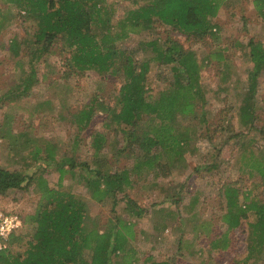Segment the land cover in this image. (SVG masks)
Returning a JSON list of instances; mask_svg holds the SVG:
<instances>
[{"label": "rangeland", "instance_id": "1", "mask_svg": "<svg viewBox=\"0 0 264 264\" xmlns=\"http://www.w3.org/2000/svg\"><path fill=\"white\" fill-rule=\"evenodd\" d=\"M133 2L114 0L115 24L126 9L135 7ZM221 9L214 18L221 26L217 39L209 36L202 40L189 38L161 23H156L152 30L117 38V45L137 60L154 55L140 49L142 41L157 37L164 40L171 36L186 49H193L200 62L204 61L201 83L207 103L197 108L199 116L187 115L178 127L190 135V140L184 144L189 150L180 156L177 149L172 150V145H157L153 149L154 153L160 154L156 167L149 168L140 177L135 176L134 186L119 196L135 200L144 209L142 217L128 215L127 199L119 201L115 208L93 200L87 187L80 182L81 166L77 164L72 170L68 163L65 164L61 183L84 198L85 214L95 220L97 228L105 229L118 216L134 224L130 244L134 256L132 264H145L144 258L148 254L174 264H251L254 261L264 264V249L256 258L254 252L249 254L248 227L243 231L238 227L230 228L226 218L230 203L235 207L243 204L244 223L250 221L255 212L249 211L251 199L257 198L264 203V69L257 78L253 125L241 123V99L234 95L235 91L248 90L251 83L249 69L253 67L240 44L246 45L250 38L264 43V19L251 0H228ZM38 20L37 16L27 13L25 6L0 0L3 25L0 29V167L31 175L37 173L52 187H57L60 183L57 166L33 159L32 141L40 142L42 148L53 147L57 161L73 158L77 163L88 162L95 167L94 144L101 137L111 169H123L135 163L137 157L142 156L138 147L127 146L119 152L126 147L123 135L115 126L105 125L107 114L100 106L103 103L106 107L120 109L117 101L122 84L120 76L106 77L94 68L81 70L72 62V52L63 48L62 40L50 46L37 43ZM101 26V23L94 26L93 31L100 34ZM15 38L23 44L18 56L9 50ZM40 47L45 48L46 53L40 55L37 52ZM216 48L224 51L226 58L213 57L207 63L205 58ZM33 55L36 81L27 93H23L24 86L20 81L31 72ZM173 80L169 65L152 62L147 77L148 95L156 97ZM237 80L239 86L236 88L231 86L226 92L219 91L221 85ZM80 111H93V114L87 122L75 123V116ZM150 118L148 115L142 117L140 132L153 131L161 125L159 120L151 122ZM240 132L243 134L239 135ZM26 139H31L29 145L25 143ZM73 172L77 173L75 177ZM38 202L39 194L33 183L28 190L0 195V210L17 213L24 221ZM227 217L231 219L233 215ZM165 218L171 223L158 234L160 227L156 229L155 225L162 224ZM31 228L23 223L17 234L23 237L26 229ZM26 237L17 243L18 247L26 246ZM201 248H205L204 258L199 254ZM189 251H193L194 256H189ZM247 255L253 258L246 261Z\"/></svg>", "mask_w": 264, "mask_h": 264}, {"label": "trees", "instance_id": "2", "mask_svg": "<svg viewBox=\"0 0 264 264\" xmlns=\"http://www.w3.org/2000/svg\"><path fill=\"white\" fill-rule=\"evenodd\" d=\"M11 1L18 7L25 6L30 16L38 17L35 33L37 43L43 42L50 46L53 42L62 40L63 48L72 52L71 60L81 70L94 68L106 77L120 76L122 84L117 97L120 109L100 103L107 114L105 125L115 126L121 131L126 147L120 153L127 146H136L140 155L146 159L142 160L140 156L135 163L123 169H111L108 158L104 155V141L100 135V140L98 138V142L95 141L94 144L95 167H91L88 162L77 163L73 158L57 161L53 147L42 148L40 142L32 141L33 159L56 165L60 172V183L57 187H52L37 173L31 175L22 170L0 167V195L21 189L28 190L33 183L35 192L39 194L36 208L23 221L29 227L32 226L24 234L25 237L28 235L26 246L18 247L17 243L24 236L21 237L17 232L12 233L8 246L0 250V264H122V261L125 264L126 260L128 264H132L134 256L130 244L134 224L131 220H122L118 216L105 229L97 228L95 220L85 214L84 198L63 187L61 182L66 172L65 164L68 163L72 170L77 164L81 166L78 173L80 182L87 187L93 200L115 208L119 201L127 199L125 209L128 215L138 218L144 215V209L135 200L119 196L128 187L134 186L135 176L140 177L149 168L156 167L160 154L154 153L153 149L157 145H172V150L177 149L176 153L180 156L189 150L184 144L190 140V135L180 131L178 127L187 115L199 116L197 108L204 107L207 103L201 83V67L204 61L200 62L193 49H186L171 36L164 40L157 37L151 41H142L140 49L146 53L153 52L154 55L137 60L132 53L117 45V38L152 30L156 23H161L189 38L202 40L209 36L217 39L221 26L214 18H217L228 0H148L144 3L134 0L135 7L126 9L116 24L113 21L116 11L114 0ZM251 3L264 19V0H251ZM101 12H104L103 15ZM1 21L0 29L3 26ZM99 23L102 24L100 34H96L93 31L94 26ZM240 46L253 67L249 69L251 83L248 90L235 91L234 95L241 99V123L253 125L256 119L254 96L257 78L264 69V43L250 38L246 45L241 43ZM22 48L23 44L17 38L9 45L14 56L21 54ZM37 52L41 55L46 53V49L40 47ZM223 52L216 48L205 60L207 63L213 57L224 60L226 57ZM34 58L35 55L30 60L33 67L31 72L20 81V85L24 86L23 93H27L36 81ZM152 62L169 65L174 77L170 86L153 98L148 95L147 89V77ZM231 86H239V80L221 85L219 91L226 92ZM49 102L46 101L47 104ZM91 113L93 111H80L74 122H87ZM146 115L151 117V122L157 119L161 125L156 126L153 131L145 129L140 132L139 122ZM241 134L243 133L240 132L239 135ZM29 140L31 139H26L27 145L30 144ZM76 174L73 172L72 176L75 177ZM242 206L243 204L235 207L230 203L226 218L230 228L238 227L243 231V228L248 227L249 254L254 252L256 258L264 249V203L257 198L251 199L248 210L255 212L247 223L243 221L245 210H242ZM154 212L157 214V211ZM230 214L233 215L231 219L227 217ZM170 223L165 218L162 224H156V229L160 227L158 234L165 231ZM194 254L189 251V256ZM199 254L204 258L205 248H201ZM121 258L123 260L119 261ZM251 258L253 256L247 255L246 261ZM254 262L251 264H256ZM144 263L174 264L170 260H157L151 254L145 256Z\"/></svg>", "mask_w": 264, "mask_h": 264}, {"label": "built area", "instance_id": "3", "mask_svg": "<svg viewBox=\"0 0 264 264\" xmlns=\"http://www.w3.org/2000/svg\"><path fill=\"white\" fill-rule=\"evenodd\" d=\"M23 221L17 213H3L0 210V250L9 244L10 235L22 227Z\"/></svg>", "mask_w": 264, "mask_h": 264}, {"label": "crops", "instance_id": "4", "mask_svg": "<svg viewBox=\"0 0 264 264\" xmlns=\"http://www.w3.org/2000/svg\"><path fill=\"white\" fill-rule=\"evenodd\" d=\"M155 257V256H154ZM221 263H223L222 261H220Z\"/></svg>", "mask_w": 264, "mask_h": 264}]
</instances>
